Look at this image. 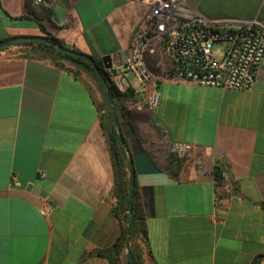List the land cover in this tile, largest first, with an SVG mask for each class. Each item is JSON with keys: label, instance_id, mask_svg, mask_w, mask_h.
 Returning a JSON list of instances; mask_svg holds the SVG:
<instances>
[{"label": "crops", "instance_id": "1", "mask_svg": "<svg viewBox=\"0 0 264 264\" xmlns=\"http://www.w3.org/2000/svg\"><path fill=\"white\" fill-rule=\"evenodd\" d=\"M185 1L209 19L264 28V0ZM44 2L0 0V38L42 35L32 10L43 6L41 23L68 48L113 56L111 78L127 81L135 99L116 115L144 210L142 263L264 264V57L252 88L232 90L171 81L168 59L146 55L160 91L151 111L114 57L127 53L147 4ZM18 50L0 51V264H108L97 251L114 242L119 223L102 89L80 68L67 66L75 76ZM174 142L192 150L178 159ZM128 248L119 264H130Z\"/></svg>", "mask_w": 264, "mask_h": 264}, {"label": "built area", "instance_id": "2", "mask_svg": "<svg viewBox=\"0 0 264 264\" xmlns=\"http://www.w3.org/2000/svg\"><path fill=\"white\" fill-rule=\"evenodd\" d=\"M140 1L147 4V10L136 25L121 70L135 74L146 94L143 105L147 109L155 111L160 100V91L145 62L146 55L157 52L169 61L165 76L171 81L232 90L252 88L264 57V28L260 22L209 19L185 0ZM44 3L34 0L35 5ZM115 82L120 89L130 86L127 81L123 84L118 74ZM172 147L179 158L192 150L187 142H174ZM221 176L224 179L223 173ZM12 184L19 185L16 177ZM50 210L45 202L39 212L46 215Z\"/></svg>", "mask_w": 264, "mask_h": 264}, {"label": "trees", "instance_id": "3", "mask_svg": "<svg viewBox=\"0 0 264 264\" xmlns=\"http://www.w3.org/2000/svg\"><path fill=\"white\" fill-rule=\"evenodd\" d=\"M41 7L42 13L34 9L32 10L33 20L43 33L41 36L56 43V46L53 43L37 39H21L5 44V41L10 37H4L0 38V51L9 46H18V55L49 60L57 67L72 71L75 76H77V70H73L71 67L67 66L71 65L76 69L80 68L90 74L99 84L104 99L101 104L103 113L100 116V124L106 137L113 170V194L116 200L112 208L119 223V234L110 246L98 250L97 253L105 257L108 260V264H119L120 255L126 245L129 244L128 257H131L133 264H143L141 243L146 241L143 205L137 182L134 175H132L133 167L130 164L126 143L119 139L113 118L114 112L120 114L121 108L126 109L128 102L132 103L135 101V99L131 97L132 88L128 86L120 89L111 78L112 74L104 69L101 59L97 60L93 58L100 73L99 75L86 57H79L68 53L65 49L68 47L63 40L53 36L41 23L42 18L49 15V9L43 6ZM102 78L106 81L107 90H105ZM177 158L181 159L179 157ZM221 173L222 171L220 168L216 166L214 169V177L219 182L222 181ZM132 176L134 181L133 185L131 182ZM132 190L133 195L131 196ZM253 264H258L257 258Z\"/></svg>", "mask_w": 264, "mask_h": 264}, {"label": "water", "instance_id": "4", "mask_svg": "<svg viewBox=\"0 0 264 264\" xmlns=\"http://www.w3.org/2000/svg\"><path fill=\"white\" fill-rule=\"evenodd\" d=\"M21 39H28V40L29 39H37V40L46 41L48 43H53L51 40H49L48 38H46L44 36L36 35V36H13V37H10L9 39H7L5 41V44L13 42V41H18V40H21ZM53 44L56 46V43H53ZM65 49H66V51L68 53L73 54L75 56L86 57L89 60V62L92 65V67L100 75V73H99V71L97 69V66H96V62L94 61L92 56L86 55L84 53H81V52H79L77 50H74V49H71V48H65ZM125 56H126V53H119V54H116L114 56L115 59L117 60L116 61L117 65H121L122 62H125V60H126ZM101 61H102L103 67L105 69H108L110 71V73H115V70L111 68L112 64H113V56L112 55L107 54V55L102 56ZM102 81L104 82V84L106 86V90H107L108 88H107V85H106V81L103 78H102ZM113 118H114V123H115L116 129H117L118 137L123 142L124 139H123V136H122V133H121V129H120V126H119V123H118V118H117L116 113H113ZM131 182H132V185H133L134 184L133 176L131 177ZM132 195H133V190L131 191V196ZM130 264H133L131 257H130Z\"/></svg>", "mask_w": 264, "mask_h": 264}, {"label": "rangeland", "instance_id": "5", "mask_svg": "<svg viewBox=\"0 0 264 264\" xmlns=\"http://www.w3.org/2000/svg\"><path fill=\"white\" fill-rule=\"evenodd\" d=\"M125 73H127V78L130 80V82H132V84L137 86L136 84H138V82L135 74H133L132 71L130 70L125 71Z\"/></svg>", "mask_w": 264, "mask_h": 264}]
</instances>
